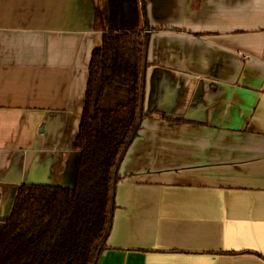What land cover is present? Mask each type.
Segmentation results:
<instances>
[{"label":"crops","instance_id":"crops-1","mask_svg":"<svg viewBox=\"0 0 264 264\" xmlns=\"http://www.w3.org/2000/svg\"><path fill=\"white\" fill-rule=\"evenodd\" d=\"M135 1L148 117L98 264H264V0ZM96 6L0 0V233L19 186L74 185Z\"/></svg>","mask_w":264,"mask_h":264},{"label":"trees","instance_id":"trees-1","mask_svg":"<svg viewBox=\"0 0 264 264\" xmlns=\"http://www.w3.org/2000/svg\"><path fill=\"white\" fill-rule=\"evenodd\" d=\"M111 3L97 0L95 9L103 42L93 50L89 65L74 142L79 153L74 185L19 186L0 233V264H98L107 249L121 168L148 117L145 88L150 65L146 12L140 28L129 25L125 16L134 19L135 0L121 7L122 19L110 13L117 1Z\"/></svg>","mask_w":264,"mask_h":264},{"label":"rangeland","instance_id":"rangeland-1","mask_svg":"<svg viewBox=\"0 0 264 264\" xmlns=\"http://www.w3.org/2000/svg\"><path fill=\"white\" fill-rule=\"evenodd\" d=\"M135 12L136 13L134 14V19H133V15L125 14V16L128 15L126 20H128L127 23L129 25H134V26L136 25L139 27L144 23L143 9L142 8L139 9V7H137L136 5ZM122 17L123 15L121 14L119 18L122 19ZM128 18H132V20H129Z\"/></svg>","mask_w":264,"mask_h":264}]
</instances>
